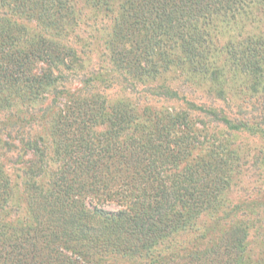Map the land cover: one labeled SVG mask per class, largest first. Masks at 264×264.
I'll return each mask as SVG.
<instances>
[{
	"label": "trees",
	"instance_id": "1",
	"mask_svg": "<svg viewBox=\"0 0 264 264\" xmlns=\"http://www.w3.org/2000/svg\"><path fill=\"white\" fill-rule=\"evenodd\" d=\"M261 8L264 0H0V113L10 112L0 152L22 129L31 155L17 158L20 186L0 163V264H256L248 238L264 241V203L221 204L235 172L251 165L217 134L261 135L264 103L254 102L252 125L211 104L194 127V109L145 107L138 93V113L110 93L153 80L174 56L187 75L215 83L214 21ZM225 55L238 73L264 79L258 39L228 41ZM216 90L214 101H226ZM153 96L178 99L167 86ZM263 153L250 159L261 169ZM187 231L196 235L180 238Z\"/></svg>",
	"mask_w": 264,
	"mask_h": 264
},
{
	"label": "rangeland",
	"instance_id": "2",
	"mask_svg": "<svg viewBox=\"0 0 264 264\" xmlns=\"http://www.w3.org/2000/svg\"><path fill=\"white\" fill-rule=\"evenodd\" d=\"M211 27L210 35L212 36V54L215 57L216 64H214L210 70L212 73H215V75L213 74L215 77V83L210 81V76L208 77V75H199L197 77L192 76V73L187 75L185 73L187 67L185 64H181L180 61L175 58L172 52L171 54L174 56L172 58L175 59V62H166L163 60L164 63H159L157 65L158 75L155 76L153 80L146 81L145 83H142V81H131L134 88H127L124 93L119 89L114 90L112 94L110 93L113 101L122 100L127 102L132 108L134 107L138 113H142L144 104L138 94L140 93L144 97V101H146L145 107L148 104H154V109H161V106L170 107L171 104H174V106L181 109H194L191 111L193 115L191 117L193 119L192 122L195 123L193 124L194 127H200L205 121V111L202 109L207 107V105L213 107L211 104H215L218 105V107L224 109V113L227 115L228 119H231L232 121H249L250 125H252V120H254L252 118L255 113L259 111L257 106L254 105V102L256 103L258 100L264 103V79L259 81L244 74L238 73L236 69H232L226 61L225 44L228 41L234 43L243 42L244 39L248 37L258 39V41L264 44V8L253 12L251 10L247 14H241L240 16L238 15L234 19L214 21ZM94 61L95 60L92 59L89 63L92 65ZM88 64L85 63V66L89 67ZM87 71L88 68L83 70V72ZM128 79L130 80V76ZM74 83L75 82H72L73 88L79 87L77 83ZM164 86H167L169 89L173 90L176 93V97H178V99L175 98L170 100V102L162 101L157 97L154 99V94L163 93ZM219 87L223 89L226 101L219 98H217V101H214L216 98L215 95H218L216 89H219ZM170 96L174 97L175 95L174 93H171ZM180 96H184L185 99L181 100L179 98ZM145 98H147V100H145ZM248 99L249 101H247ZM59 101L62 102V100ZM34 106L41 107L46 105L36 104ZM25 108L26 105L21 111H24ZM20 109V107L15 106L13 111L16 113L17 110ZM9 114L10 112L0 113V128L2 125H4V120ZM233 125L234 127H238L236 124H232V126ZM259 127H261L260 129L262 130L261 135L258 134L257 131V135H253V130H251L250 133L248 131H241V133L235 134V132L227 133L226 131L230 130L225 129L226 131H224L223 128H221L218 131L219 133L217 132V135H221V137L219 136V141L231 139L230 143L226 145L224 144L227 149L235 150L238 156H244L243 159L245 158V162H249L251 165V169H249L247 173L244 172L245 167L241 169L242 171L238 170V173L235 172L236 175L231 180L230 188L226 189L223 196L221 197V204L224 207L227 205L232 207L237 202H242L243 204L263 201L264 203V175L260 178L256 176V173L262 174V172L256 170V166L261 169V161L255 162L256 165H254V163L250 160L252 156L258 154V150H264V124L259 125ZM38 128L41 127L36 126V131L38 134H40V130ZM21 130L18 134V137H14V140L12 141L14 148L11 150V152L6 154V156L0 152V155H2L0 156V163L3 166L5 174L10 177L11 181H13L15 185L19 186L20 180L18 177L22 176L21 169L23 168L24 164L17 163V158L20 157V160L21 158H24V161H26V159L31 156L29 153L24 152L25 149L22 147L20 142ZM27 131L28 129L25 127L24 133ZM36 131L35 129H32L30 132L36 133ZM214 137H216V135ZM1 139L5 141L7 137L2 135ZM220 155L227 156V154ZM261 170L263 171L264 169ZM102 208L106 211L115 212L118 210V207L113 204H106ZM221 213H216V216H220ZM204 219L208 221L209 217H204ZM214 220L215 218L209 221L214 222ZM257 232L259 233L260 231ZM195 235L196 233L187 231V234H185V236H181L180 238L184 237L191 239ZM260 235L261 234L251 233L250 237L248 238V255L251 262L256 264H264V241L262 240V235Z\"/></svg>",
	"mask_w": 264,
	"mask_h": 264
}]
</instances>
